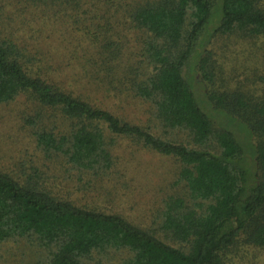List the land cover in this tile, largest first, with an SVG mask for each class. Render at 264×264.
I'll return each mask as SVG.
<instances>
[{
    "label": "trees",
    "instance_id": "obj_1",
    "mask_svg": "<svg viewBox=\"0 0 264 264\" xmlns=\"http://www.w3.org/2000/svg\"><path fill=\"white\" fill-rule=\"evenodd\" d=\"M102 1L109 13L118 0ZM119 1L141 33L137 50L129 36L112 37L109 15L82 18L87 0L18 5L57 22L68 16L101 82L150 104L147 125L98 103L84 85L60 84L41 43L13 33H0V103L22 94L37 103L26 117L37 146L68 170L110 176L121 137L173 157L179 189L143 226L54 194L35 163L0 169V247L34 240L48 256L36 264H107L118 251L120 264H264V0ZM48 110L61 117L58 125L49 117L56 127L43 121Z\"/></svg>",
    "mask_w": 264,
    "mask_h": 264
},
{
    "label": "rangeland",
    "instance_id": "obj_2",
    "mask_svg": "<svg viewBox=\"0 0 264 264\" xmlns=\"http://www.w3.org/2000/svg\"><path fill=\"white\" fill-rule=\"evenodd\" d=\"M87 1L79 10L82 18L85 13L90 16L96 12L105 17L109 15L107 29L112 37L117 39L127 35L131 40L128 46L134 50L139 48L136 38L141 33L132 29L124 10L118 7L119 0L109 13L104 1ZM18 4V0H0L1 34L13 33L20 37L22 43H41L45 63L52 67L54 78L60 84L66 87L84 85L87 87L84 90L90 91L98 103H103L126 120L148 124V102L126 91L120 93L107 81L102 83L93 72L96 66L86 65L85 59L91 55L88 51L92 49L87 48V42L80 36L75 38L71 33L72 23L67 22L70 20L68 16L57 22L45 17L42 12L36 15L34 10ZM44 21L46 25H42ZM33 30L39 36L35 40L30 38ZM202 89L200 84L199 91ZM37 107V103L24 94L8 104L0 103V169L19 173L24 166L30 168L35 163L44 174L45 185L54 194L73 199L81 205L122 213L143 226L151 225L153 212L162 203V197L179 189L171 187L176 179L177 163L174 158L118 137L114 146L118 164L110 176L94 177L89 173L68 170L62 156L46 157L37 146L34 126L26 121L27 116L35 114ZM45 113L43 121L48 126L56 127L55 123H61L58 114H50L49 110ZM49 117L55 123L48 120ZM46 254L47 251L34 240L11 239L0 247V264H36L45 260L48 257ZM123 255V251L112 253L107 264H120Z\"/></svg>",
    "mask_w": 264,
    "mask_h": 264
}]
</instances>
